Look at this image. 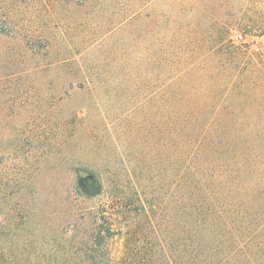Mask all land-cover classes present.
Here are the masks:
<instances>
[{"label": "trees", "instance_id": "1", "mask_svg": "<svg viewBox=\"0 0 264 264\" xmlns=\"http://www.w3.org/2000/svg\"><path fill=\"white\" fill-rule=\"evenodd\" d=\"M113 31L128 39L131 97L147 92L131 110H157L164 197L142 198L141 164L114 172L109 206L82 213L92 218L84 252L49 258L26 251L24 240L21 252L0 251V264H264V0H150L118 13ZM89 48L45 52L52 72L64 69L92 93L99 81L84 62ZM72 185L78 193L83 181ZM119 234L125 252L111 256Z\"/></svg>", "mask_w": 264, "mask_h": 264}, {"label": "rangeland", "instance_id": "2", "mask_svg": "<svg viewBox=\"0 0 264 264\" xmlns=\"http://www.w3.org/2000/svg\"><path fill=\"white\" fill-rule=\"evenodd\" d=\"M149 1L0 0V243L12 242L0 251L21 252L25 240L35 255L81 254L92 220L82 213L109 206L104 193L114 172L137 163L146 169L136 187L142 198L152 192L163 199L157 110L148 104L131 110L147 92L131 97L128 39L113 31L118 13ZM48 46L57 56L90 47L84 62L96 66L94 92L79 89L64 69L52 72ZM85 163L100 174V187ZM126 238L113 237L107 253L122 255Z\"/></svg>", "mask_w": 264, "mask_h": 264}]
</instances>
